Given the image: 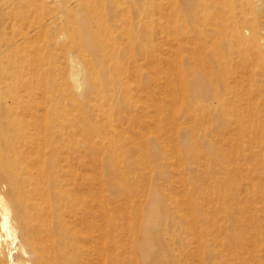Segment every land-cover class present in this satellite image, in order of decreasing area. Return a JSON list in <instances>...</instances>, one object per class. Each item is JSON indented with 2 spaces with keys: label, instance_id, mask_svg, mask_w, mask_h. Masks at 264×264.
Masks as SVG:
<instances>
[{
  "label": "rangeland",
  "instance_id": "rangeland-1",
  "mask_svg": "<svg viewBox=\"0 0 264 264\" xmlns=\"http://www.w3.org/2000/svg\"><path fill=\"white\" fill-rule=\"evenodd\" d=\"M24 2L37 11L17 22L26 51L36 59L50 45L61 67L49 73L61 84L54 100L38 94L30 109L71 120L68 195L97 215L93 194L102 197L107 254L117 264H264V0ZM105 135L121 146L116 165Z\"/></svg>",
  "mask_w": 264,
  "mask_h": 264
},
{
  "label": "bare ground",
  "instance_id": "bare-ground-1",
  "mask_svg": "<svg viewBox=\"0 0 264 264\" xmlns=\"http://www.w3.org/2000/svg\"><path fill=\"white\" fill-rule=\"evenodd\" d=\"M89 3L90 0H74L76 6L91 9ZM4 4L10 10L3 22L0 20V264H117L119 255L113 257L106 252L107 213L102 197L90 196L99 204L97 215L88 211V203L68 195L71 182L66 177L72 176L69 158L72 146L77 144L71 120L65 114L30 109V101L38 94L54 100V88L61 86L50 80V71L61 70L46 57L50 45L38 48L36 59H32L30 51H26L29 34L17 27L18 21L27 20L28 14L37 11H23L24 6L31 8L24 0ZM56 19L52 16L47 20L54 23ZM81 25L90 45L98 44L104 52L107 42L96 38L86 21ZM69 59L71 88L79 91L84 70L73 56ZM81 59L86 60L84 56ZM195 91L204 93L200 88ZM8 100L21 110L9 106ZM102 111L106 116L107 112ZM100 137L110 141L111 160L118 164L114 148L121 146L106 135ZM156 210L153 205L151 213ZM169 215L166 209L165 216ZM113 221L108 219V223ZM141 249L148 261L151 246L143 241Z\"/></svg>",
  "mask_w": 264,
  "mask_h": 264
}]
</instances>
